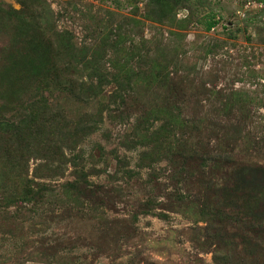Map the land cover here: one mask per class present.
<instances>
[{
  "label": "rangeland",
  "instance_id": "1",
  "mask_svg": "<svg viewBox=\"0 0 264 264\" xmlns=\"http://www.w3.org/2000/svg\"><path fill=\"white\" fill-rule=\"evenodd\" d=\"M162 3L0 0V264H264V0Z\"/></svg>",
  "mask_w": 264,
  "mask_h": 264
},
{
  "label": "trees",
  "instance_id": "2",
  "mask_svg": "<svg viewBox=\"0 0 264 264\" xmlns=\"http://www.w3.org/2000/svg\"><path fill=\"white\" fill-rule=\"evenodd\" d=\"M162 1H164V0H159V2L161 3V4H163L162 3ZM172 1V0H171ZM164 5V4H163ZM17 14H19V13H17ZM12 13L11 12H7V13H5V19L6 20H8L9 22H12ZM219 24V21L218 20H216L215 19V17H211V18H208V20H207V22H206V31H211V30H213L217 25ZM158 134V133H157ZM154 138H156V139H158V137H157V135L155 134L154 135Z\"/></svg>",
  "mask_w": 264,
  "mask_h": 264
}]
</instances>
